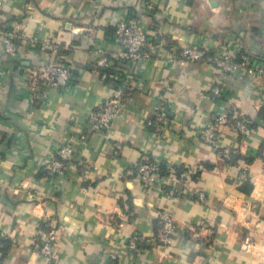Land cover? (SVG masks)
Masks as SVG:
<instances>
[{
	"label": "crops",
	"instance_id": "0c3cea01",
	"mask_svg": "<svg viewBox=\"0 0 264 264\" xmlns=\"http://www.w3.org/2000/svg\"><path fill=\"white\" fill-rule=\"evenodd\" d=\"M126 11L143 16L153 46L151 59L132 67L110 57ZM7 29L19 46L8 61L0 42V264H264V73L256 71L264 67V0H0V35ZM191 46L206 57L232 51L251 69L222 75L208 59L177 63L173 50ZM55 61L72 83L33 95L27 73ZM115 72L130 78L119 113L82 142V124L115 92ZM160 97L170 116L155 134L146 121ZM223 112L247 117L251 132L223 126L214 149L199 130ZM64 143L73 160L50 178L43 165ZM139 159L164 172L149 190L131 169ZM163 209L178 225L170 243L157 221ZM50 227L54 263L36 242ZM107 254L117 259L107 263Z\"/></svg>",
	"mask_w": 264,
	"mask_h": 264
},
{
	"label": "built area",
	"instance_id": "2783aa9c",
	"mask_svg": "<svg viewBox=\"0 0 264 264\" xmlns=\"http://www.w3.org/2000/svg\"><path fill=\"white\" fill-rule=\"evenodd\" d=\"M146 11H152L153 8L148 3L143 2ZM147 13V12H146ZM143 16L132 11H126L125 15L117 21L112 29V38L117 43L118 50L111 53L110 57L125 67H132L137 64L146 63L151 59L150 50L153 49L149 32L143 24ZM0 42L3 54L6 57L17 58L19 46V36L11 30H4L0 35ZM36 41L33 39L32 43ZM45 47L55 49L56 47L46 43ZM174 60L183 64L186 62H198L208 59L216 66L222 75L236 73L238 70L251 69V60L243 58L237 60L236 55L232 51H226L219 55L206 57L203 49L197 47H185L182 49H174ZM108 59L105 56L100 57L96 63L99 67H106ZM257 73H264V67L258 66ZM27 79L32 94L36 95L37 91H41V97H44L46 89H65L72 83L69 68L62 61L51 62L41 68L35 69L27 73ZM115 82V92L109 97L103 105L92 111L86 121L82 124V130L76 137L84 142L89 135L94 133L106 132L114 119L117 117L120 104L125 91L129 89L130 78L128 76L120 77V72L112 75ZM44 90V92H43ZM43 92V94H42ZM215 99L221 98L223 94L220 88L215 87L212 90ZM170 103L167 99L160 97L154 106L153 115L146 121V127L151 129L153 133L160 134L169 121ZM231 125L234 130L241 136H249L251 122L245 116H231L229 112H223L212 116L211 120L199 130V139L206 145L217 149L219 148V136L221 127ZM73 149L67 143L59 145L56 151L50 155L47 162L43 165V170L52 178L58 175H64L69 163L73 160ZM219 155L224 159H230L232 152L228 149H219ZM131 169L136 173L142 187L149 190L153 185L157 184L162 178L161 163L156 160L139 159L131 165ZM177 196H182L181 191H175ZM198 199L203 201L202 193L198 194ZM160 226V233L163 242L170 243L172 236L178 231V225L172 214L166 210H160L157 216ZM57 240V230L54 227L47 229H39L37 232L36 242L39 253L54 263L57 256L54 253V244ZM129 248L137 252L138 248L135 241H129ZM251 242L246 241L244 249L249 252ZM117 259L116 255L107 254L106 261L111 262Z\"/></svg>",
	"mask_w": 264,
	"mask_h": 264
},
{
	"label": "trees",
	"instance_id": "16d2710c",
	"mask_svg": "<svg viewBox=\"0 0 264 264\" xmlns=\"http://www.w3.org/2000/svg\"><path fill=\"white\" fill-rule=\"evenodd\" d=\"M8 61H14V59H12V58H10V57H8ZM125 93H126V91H125ZM123 98H124V96H123ZM123 98H122V100H123ZM250 127H251V125H250ZM161 170H162V172H163V169H162V167H161ZM44 172V174H46V172L45 171H43ZM164 173V172H163Z\"/></svg>",
	"mask_w": 264,
	"mask_h": 264
}]
</instances>
